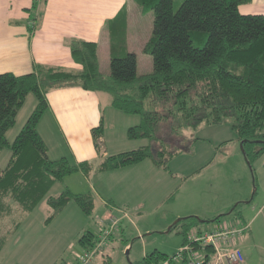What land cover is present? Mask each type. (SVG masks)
Masks as SVG:
<instances>
[{
    "label": "trees",
    "instance_id": "16d2710c",
    "mask_svg": "<svg viewBox=\"0 0 264 264\" xmlns=\"http://www.w3.org/2000/svg\"><path fill=\"white\" fill-rule=\"evenodd\" d=\"M42 1L33 0L31 10ZM135 1L154 14L152 32L143 47L152 56V70L138 74L135 53L123 50L125 15L121 11L110 22L108 74L99 70L97 43L77 38L67 40V45L78 69L34 63L28 73H0V151L10 150L6 165L0 168V250L50 186L66 174L80 171L87 176L93 169L112 170L145 157L166 167V156L174 152L162 138L167 132L180 135L184 128L201 122H226L249 164L264 152V14L241 13L239 5L250 0H179L176 9L174 0ZM33 26L29 24L28 29ZM65 86L110 92L115 108L140 117L127 127V136L147 137L150 144L108 154L96 165L63 156L50 158L37 124L48 106L47 92ZM28 93L35 96L36 105L9 141L6 131L14 125ZM102 128L100 123L91 130L97 148ZM155 142L158 147L153 146ZM70 200L84 212L93 206L89 192L66 188L46 197L53 214ZM203 221L209 219L189 215L172 226L181 222L184 243L188 232ZM79 241L88 249L96 235L83 233ZM205 248L208 251L210 246ZM165 257L152 251L133 264H155Z\"/></svg>",
    "mask_w": 264,
    "mask_h": 264
},
{
    "label": "rangeland",
    "instance_id": "374dc122",
    "mask_svg": "<svg viewBox=\"0 0 264 264\" xmlns=\"http://www.w3.org/2000/svg\"><path fill=\"white\" fill-rule=\"evenodd\" d=\"M178 3L179 0H174V9ZM125 7L123 37L127 50L136 55V72H148L153 68V61L143 47L152 32L153 10L143 8L135 0ZM38 12H42V8L31 10L36 16ZM97 55L99 70L108 74L110 43L104 29L97 40ZM94 92L100 96L104 127L98 157L103 152L112 154L150 144L147 137L126 135L127 127L139 122L138 114L113 107L110 92ZM43 115L42 123H45ZM162 138L174 151L166 156V167L156 166L150 157H145L133 164L100 170L89 177L74 171L56 180L8 238L7 246L0 250V264H75L76 256L83 250L80 236L87 232L98 235L109 216H118L123 211L126 214L120 220L118 231L95 255L93 264H133L152 251L168 256L176 253L185 237L181 222L172 226L180 217L193 215L203 220L226 213L218 222V226H222L246 223L259 208L260 215H264V152L249 164L241 142L228 123L201 122L196 127L184 128L180 135L167 132ZM153 146L158 147V143ZM57 147L63 149L62 152L52 150L51 157L65 154L74 162L66 146ZM66 188L91 193V211L84 212L70 200L53 214L46 197ZM108 194L117 199L112 197L109 205H105ZM215 224V220H209L200 222L197 227L208 229ZM245 236L249 237L247 232ZM237 245L247 246L244 262L264 264V252L253 239L249 244L246 239Z\"/></svg>",
    "mask_w": 264,
    "mask_h": 264
},
{
    "label": "crops",
    "instance_id": "0c3cea01",
    "mask_svg": "<svg viewBox=\"0 0 264 264\" xmlns=\"http://www.w3.org/2000/svg\"><path fill=\"white\" fill-rule=\"evenodd\" d=\"M32 1L0 0V73H28L32 71L34 63L69 69L80 68L71 56L67 40L77 38L97 43L103 29L109 36L111 19L121 11L126 17L125 6L131 2V0H44L38 7L39 11L42 8V12H38L35 20H30L33 16L30 8ZM238 9L241 13L264 14V0H250L240 4ZM29 24L34 25L31 31L28 29ZM109 43H111L110 38ZM123 50L130 51L127 50L126 44ZM46 96L48 106L43 113L45 123H42L41 117L37 129L47 146L48 156L53 158L52 150L61 153L63 149L57 147L60 144L69 149L74 162L88 160L95 165L98 164L104 156L108 155L103 152L99 159L97 156L99 149L94 145L91 133L93 127L100 123L103 125L98 92L80 86H65L49 90ZM36 102L35 96L28 93L16 114L14 125L6 131L9 141L14 139ZM102 141H104L103 131L98 138V144L100 145ZM9 156L8 148L0 151V168L6 165ZM62 156L68 158L65 154H60L59 157ZM95 172L99 171L93 169L87 177ZM100 187L103 188L102 185ZM107 197L109 199L105 200V205H109L112 197L117 199L113 194H108ZM111 205L114 207V204ZM260 209L255 210L249 221L242 222L241 225L245 226V229L241 236L234 239L233 246L239 247L237 244L246 239L249 244V241L253 239L264 252V215H260ZM215 216L207 219L214 220ZM220 219L215 220L216 224L211 228L201 229L197 226L195 228L203 231L216 229L220 227L218 226ZM246 232L249 237L245 236ZM8 242L3 245L2 250ZM245 247L247 246L239 247L244 259ZM211 250L210 247L209 257L214 256ZM244 264H247L246 260Z\"/></svg>",
    "mask_w": 264,
    "mask_h": 264
},
{
    "label": "built area",
    "instance_id": "2783aa9c",
    "mask_svg": "<svg viewBox=\"0 0 264 264\" xmlns=\"http://www.w3.org/2000/svg\"><path fill=\"white\" fill-rule=\"evenodd\" d=\"M109 216L108 221L100 228L96 235V242L88 249H83L75 259V264H93L94 257L102 251L111 235L118 231L119 223L125 216ZM245 226L235 224H225L213 230L191 229L185 242L176 253L165 257L155 264H240L244 262V255L241 249L233 246V241L241 236ZM209 245L214 252L213 257H209V250L205 246ZM210 251V252H211Z\"/></svg>",
    "mask_w": 264,
    "mask_h": 264
},
{
    "label": "water",
    "instance_id": "95a60500",
    "mask_svg": "<svg viewBox=\"0 0 264 264\" xmlns=\"http://www.w3.org/2000/svg\"><path fill=\"white\" fill-rule=\"evenodd\" d=\"M230 212H231V210L228 211V213H230ZM180 218H181V217H180ZM180 218H177V219L175 220V223L178 222Z\"/></svg>",
    "mask_w": 264,
    "mask_h": 264
},
{
    "label": "bare ground",
    "instance_id": "6f19581e",
    "mask_svg": "<svg viewBox=\"0 0 264 264\" xmlns=\"http://www.w3.org/2000/svg\"><path fill=\"white\" fill-rule=\"evenodd\" d=\"M129 216V215H128Z\"/></svg>",
    "mask_w": 264,
    "mask_h": 264
}]
</instances>
